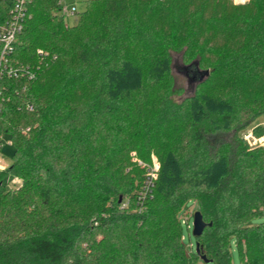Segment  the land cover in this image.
<instances>
[{"label": "trees", "instance_id": "1", "mask_svg": "<svg viewBox=\"0 0 264 264\" xmlns=\"http://www.w3.org/2000/svg\"><path fill=\"white\" fill-rule=\"evenodd\" d=\"M12 4L0 0V24ZM57 10L30 0L13 58L50 60L31 82H0L14 148L0 264H233V247L241 264H264V223L248 225L264 213V146L239 136L264 117V0H87L70 27ZM172 54L208 72L179 102ZM154 148L153 198L137 214L133 158L149 164ZM188 201L210 224L198 254L182 241Z\"/></svg>", "mask_w": 264, "mask_h": 264}, {"label": "built area", "instance_id": "2", "mask_svg": "<svg viewBox=\"0 0 264 264\" xmlns=\"http://www.w3.org/2000/svg\"><path fill=\"white\" fill-rule=\"evenodd\" d=\"M229 1H231V3L235 6H243L249 3L250 0ZM29 2L30 0H13L8 19L3 24H0V82L4 79L12 81L22 80L24 82H31L37 78L42 65L47 64V62L50 60L47 53L42 50H37L35 52V55L39 61L37 65L21 64L15 61L13 58L15 43L18 36L23 31L24 22L28 17L27 7ZM78 13L79 12L76 11L75 7L72 4H63L58 2V10L55 16L57 19H60L64 22L65 27H70L73 24H70L69 20L73 18L77 19ZM5 90L6 87L0 84V103L5 100L3 97V93L5 92ZM27 108L31 110L30 106H27ZM258 128H264V117L258 118L257 120L252 122L239 134L241 141H243L249 149L264 146V136L258 137L254 133V131ZM1 133L3 132H1L0 130V134ZM8 144L12 146L10 140ZM1 148L2 141L0 139V150ZM133 162H135L138 167L144 170L143 180L134 197L135 208L133 212L140 214L144 211L145 204L153 198V190L159 171V162L157 157L153 153L150 155L149 164H145L135 158H133ZM9 166L10 165L8 164L4 156L0 153V174L6 172ZM12 180L13 182L11 185L7 183V186H5L8 190L20 186V181L18 179L12 178ZM119 210L125 212L129 211V200H124L119 205ZM180 222L182 226H186L188 229L187 214L181 217Z\"/></svg>", "mask_w": 264, "mask_h": 264}, {"label": "rangeland", "instance_id": "3", "mask_svg": "<svg viewBox=\"0 0 264 264\" xmlns=\"http://www.w3.org/2000/svg\"><path fill=\"white\" fill-rule=\"evenodd\" d=\"M58 2L63 3V4H72L75 7L77 12H83L86 8L87 0H58ZM229 2L231 3V1H229ZM75 22H76V19H74V18L69 20L70 24H74ZM171 58H172V65H171L172 71H171V73H172L173 78L175 79L176 87L181 90V91H179V93H180V94H178L179 96L177 95V97H175L174 100L179 102L183 98L190 96L193 92V89H192V85H190L188 83L187 78L183 74L179 73L176 69V65L180 64V56L176 55V54H172ZM0 139L2 141V148L0 150V153L4 156V158L6 159L8 164L10 165L11 160H12L13 150H14V148L8 144L10 137L8 134L1 133ZM155 150H156V148L152 149V151H151L152 153H154V155H155ZM12 182H13L12 178L8 177V178H5L3 180V185L7 186V183H9L11 185ZM194 209L195 208H194L193 201L186 202L184 207H183L182 215L187 214L188 229L186 226H182V241H183V244L186 246V249L188 251L195 253L196 240L192 235L193 214L195 212ZM262 223H264V213H262L261 216L250 220L248 222V225L249 226H258ZM190 245H191V247H190ZM233 250H234L233 264H240L237 252L234 249V247H233ZM195 264H205V263H203L202 261H199V262H196Z\"/></svg>", "mask_w": 264, "mask_h": 264}, {"label": "water", "instance_id": "4", "mask_svg": "<svg viewBox=\"0 0 264 264\" xmlns=\"http://www.w3.org/2000/svg\"><path fill=\"white\" fill-rule=\"evenodd\" d=\"M176 69L179 73L183 74L187 78L188 83L190 85H192V87H194L196 84L203 82V80L208 75L207 71L202 72V71L198 70L197 65L185 66V65H182L180 63V64L176 65ZM207 226H210V224L207 225L203 221L201 214L198 211L194 212L193 222H192V235H193V237L199 238ZM195 252H196V254H198V244H195ZM200 260L203 263L207 264V261L205 260L204 257H201Z\"/></svg>", "mask_w": 264, "mask_h": 264}, {"label": "crops", "instance_id": "5", "mask_svg": "<svg viewBox=\"0 0 264 264\" xmlns=\"http://www.w3.org/2000/svg\"><path fill=\"white\" fill-rule=\"evenodd\" d=\"M232 253H234V250L232 251ZM232 262H233V258H232ZM239 263H240V261H239ZM241 264V263H240Z\"/></svg>", "mask_w": 264, "mask_h": 264}]
</instances>
